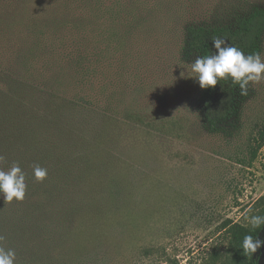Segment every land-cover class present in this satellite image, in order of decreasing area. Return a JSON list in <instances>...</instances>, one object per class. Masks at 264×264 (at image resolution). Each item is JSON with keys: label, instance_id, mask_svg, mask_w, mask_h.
Instances as JSON below:
<instances>
[{"label": "rangeland", "instance_id": "rangeland-1", "mask_svg": "<svg viewBox=\"0 0 264 264\" xmlns=\"http://www.w3.org/2000/svg\"><path fill=\"white\" fill-rule=\"evenodd\" d=\"M253 7L264 9V0H0V74L42 83L99 115H91L97 123L106 118L103 159L121 181L128 169L130 184L117 208L99 212L82 185L68 194L51 169L49 182L35 181L34 123L22 137L14 120L10 136L0 132V155L4 168L19 164L27 190L20 202L0 198V247L15 250V264H202L227 250L226 220L251 227L246 218L264 216V145L254 160L248 154L264 125V81L250 83L230 134L209 133L202 89L181 51L188 26L224 25ZM59 23L86 49L87 64L96 61L90 80L75 82L76 75L60 86L39 77L42 63L22 68L19 57L36 26ZM76 25L81 29L70 32ZM260 53L264 57V37ZM49 66L44 72L55 71ZM0 89L6 91L3 84ZM80 141L77 149L84 151ZM66 206L62 223L56 213ZM35 221L48 226L45 231L59 228L39 251L33 230L22 239L23 230L15 233L20 226L33 229Z\"/></svg>", "mask_w": 264, "mask_h": 264}, {"label": "trees", "instance_id": "trees-1", "mask_svg": "<svg viewBox=\"0 0 264 264\" xmlns=\"http://www.w3.org/2000/svg\"><path fill=\"white\" fill-rule=\"evenodd\" d=\"M56 27L55 29L53 25L48 24L36 26L34 41L28 44L19 57L22 68L28 67V71L34 70L35 65L42 63L39 77L45 78L50 84L60 86L63 82L66 86L69 85V79L74 80L76 75L75 82L82 79L90 80L96 61L87 64V56L84 53L86 49L80 41L70 37L63 23H59ZM73 29L81 28L77 29L76 25L72 30L70 29V32ZM46 36L49 38H45ZM216 37L225 39L230 46L239 48L246 55L260 53L264 37V9L253 7L247 13L235 15L224 25L188 26L185 29L182 56L192 61L197 56L210 54L214 51L211 41ZM92 49L94 52L95 48ZM49 65L54 66V72H44L47 68L52 71ZM7 75L0 74V84L6 88V91L0 89L3 91L0 92V132L4 136L5 134L10 136L14 125H17L13 122L17 120L19 124L17 132L21 131L23 137L25 127L33 122L34 166L39 165L47 171L51 169L52 176L64 181L63 185L68 189V194L80 185L81 190L84 189L86 192V200H97L99 212H110L112 211L110 206L120 205L121 203L117 201L126 199L128 195V192L124 191L125 187L130 185L126 182L128 169L122 171L126 180L121 181L119 179L121 173L114 172L111 161L106 162L103 159V154L106 153L100 143L107 132V125L103 123L106 122V118L103 122L101 120L97 123L91 115H99L81 107L78 103L53 94V91L41 86L42 83L17 81ZM244 100L245 96L239 95L238 86L232 85L229 81L221 80L214 88L202 89L199 102L205 130L212 134H230L228 131L232 132L236 128L235 124ZM77 135L78 138L74 140ZM80 139L86 146L84 151L79 150L81 147L77 149ZM251 142L252 144L248 145L250 161L256 158L258 151L264 145V125L257 127ZM94 150L96 153H93ZM96 154L98 157L101 156L102 160H98ZM64 159L67 164L62 162ZM50 176L47 174L48 182ZM96 177H100V180L94 181ZM63 194L66 197L67 193ZM69 208L66 206L62 209L60 212H64L63 214L56 213L58 221L62 217L61 222L65 223ZM87 213H92V209H88ZM40 224L41 222L35 221L33 229L20 226L15 231L17 233L23 230L19 233L22 239L26 237L27 230H33L34 251H39V247L43 244L42 240L53 232L45 231L48 226L42 227ZM65 228L67 229L66 226L62 227L60 232L62 233ZM222 228L228 235L227 250L222 255L213 253L202 264H256L259 250L251 257L246 256L241 249V242L245 235H252L262 240L264 226L260 230L253 229L228 219L223 223ZM58 230L59 228H56L53 234H57ZM48 242H51V239ZM18 243L20 245V241ZM22 244L27 247L24 241Z\"/></svg>", "mask_w": 264, "mask_h": 264}, {"label": "clouds", "instance_id": "clouds-1", "mask_svg": "<svg viewBox=\"0 0 264 264\" xmlns=\"http://www.w3.org/2000/svg\"><path fill=\"white\" fill-rule=\"evenodd\" d=\"M211 43L214 51L203 57L197 56L190 65L194 74L192 78L201 89L214 88L223 80L238 86L239 95L247 96L250 83L258 84L264 81V57L261 53L246 55L220 37L214 38ZM4 163L5 157L0 155V198L8 203L14 200L20 202L24 199L27 190L26 176L18 163H13L8 168L3 167ZM32 174L35 181L43 182L47 177V169L35 165ZM246 219L253 229L260 230L264 226V216L254 215ZM3 239V236H0V241ZM262 245L264 240L245 235L241 249L244 255L251 257ZM15 259L14 249L5 250L0 247V264H15Z\"/></svg>", "mask_w": 264, "mask_h": 264}, {"label": "water", "instance_id": "water-1", "mask_svg": "<svg viewBox=\"0 0 264 264\" xmlns=\"http://www.w3.org/2000/svg\"><path fill=\"white\" fill-rule=\"evenodd\" d=\"M262 240H264V236ZM256 264H264V245H262L261 248L259 249V255Z\"/></svg>", "mask_w": 264, "mask_h": 264}]
</instances>
